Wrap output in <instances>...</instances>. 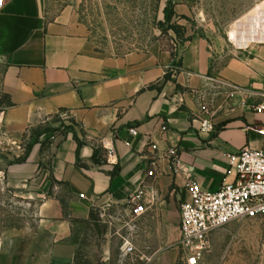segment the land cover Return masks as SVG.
Here are the masks:
<instances>
[{
    "label": "crops",
    "instance_id": "0c3cea01",
    "mask_svg": "<svg viewBox=\"0 0 264 264\" xmlns=\"http://www.w3.org/2000/svg\"><path fill=\"white\" fill-rule=\"evenodd\" d=\"M213 60L208 40L200 37L175 51L154 46L107 53L65 15L52 17L46 0H11L0 10V120L18 138L60 112L73 120L65 133H42L24 160L4 171L39 203L49 246L36 264H76L79 228L98 209L128 207L141 187H147L149 209L139 218L154 239L152 258L174 263L188 182L217 191L236 180L229 156L264 151L257 131L264 130V113L254 109L262 100L253 107L239 101L232 107L227 100L231 108L211 119L214 130H202L199 95L211 91L212 79L240 89L264 87V62L234 57L215 78ZM163 124L169 128L164 135ZM133 127L138 138L130 135ZM149 135L159 149L156 166ZM171 147L180 152L182 170L164 156ZM109 148L116 150L115 159Z\"/></svg>",
    "mask_w": 264,
    "mask_h": 264
},
{
    "label": "rangeland",
    "instance_id": "374dc122",
    "mask_svg": "<svg viewBox=\"0 0 264 264\" xmlns=\"http://www.w3.org/2000/svg\"><path fill=\"white\" fill-rule=\"evenodd\" d=\"M46 5L52 17L65 15L110 54L154 46L175 51L200 37L212 48L215 78L216 71L234 57L264 62V0H46ZM263 90L249 86L235 89L234 95L210 91L199 104L197 119L222 114L231 108L225 107L227 100L232 107L237 101L253 107L262 100L257 94ZM72 124L71 116L60 112L47 125L30 127L18 138L1 119L0 264H36L49 246L38 216L39 203L10 183L5 169L24 160L42 133H65ZM147 231L129 207L98 209L92 222L78 230L76 264H159L152 258L154 239ZM125 241L133 245V253L124 251ZM173 264H185L181 251ZM203 264H264V223L235 221L215 231Z\"/></svg>",
    "mask_w": 264,
    "mask_h": 264
},
{
    "label": "built area",
    "instance_id": "2783aa9c",
    "mask_svg": "<svg viewBox=\"0 0 264 264\" xmlns=\"http://www.w3.org/2000/svg\"><path fill=\"white\" fill-rule=\"evenodd\" d=\"M11 0H0V10ZM212 93L235 94L236 86H232L223 80L212 79ZM210 92V91H209ZM209 92H202L199 99L202 103ZM262 101L255 106V111L264 113V90L258 92ZM1 122V120H0ZM202 130H214L211 118L202 120ZM264 136V130H257ZM133 138H138L140 133L137 127L129 130ZM169 132L166 124H163L160 133ZM132 146L130 142H125ZM0 144L2 142L0 141ZM148 148L156 152L152 166L157 165L159 149L152 135L148 136ZM110 159H115L116 150L108 149ZM164 156L170 161L174 170H182L180 152L178 148L171 147L165 151ZM229 165L236 170V180L232 184L224 185L217 191L204 189L197 181L190 180L187 184L190 199L180 205V240L179 249L185 264H203L210 249V237L217 231L235 221L260 219L264 223V151L244 149L237 154L229 156ZM148 177L154 176V171L147 172ZM146 188L135 190L128 200L131 215L139 218L148 212L146 200ZM84 198V196H81ZM152 200H155L152 197ZM124 251L127 254L134 252L133 245L125 241Z\"/></svg>",
    "mask_w": 264,
    "mask_h": 264
},
{
    "label": "trees",
    "instance_id": "16d2710c",
    "mask_svg": "<svg viewBox=\"0 0 264 264\" xmlns=\"http://www.w3.org/2000/svg\"><path fill=\"white\" fill-rule=\"evenodd\" d=\"M175 55H176L175 52H172V56L175 57ZM167 79H169V76H167ZM30 148H31V147H30ZM30 148H29V149H30ZM28 151H29V150H28ZM94 162H95V163H99V160L97 159V153H96L95 156H94ZM115 173H118V168L115 169Z\"/></svg>",
    "mask_w": 264,
    "mask_h": 264
}]
</instances>
